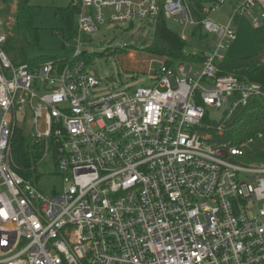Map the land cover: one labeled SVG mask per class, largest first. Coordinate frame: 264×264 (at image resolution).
I'll use <instances>...</instances> for the list:
<instances>
[{
    "label": "built area",
    "instance_id": "obj_1",
    "mask_svg": "<svg viewBox=\"0 0 264 264\" xmlns=\"http://www.w3.org/2000/svg\"><path fill=\"white\" fill-rule=\"evenodd\" d=\"M227 2L76 0L74 55L35 66L16 65L0 31V264H264V161L242 163L241 148L207 133L264 98L221 67L235 21L261 29L264 11L238 0L226 23L211 19ZM160 18L212 35L209 52H190L203 61L146 66L130 55L154 85L99 96L81 43L106 22L155 29ZM207 108H225V124L209 123ZM17 131L53 155L61 192L17 173Z\"/></svg>",
    "mask_w": 264,
    "mask_h": 264
},
{
    "label": "rangeland",
    "instance_id": "obj_2",
    "mask_svg": "<svg viewBox=\"0 0 264 264\" xmlns=\"http://www.w3.org/2000/svg\"><path fill=\"white\" fill-rule=\"evenodd\" d=\"M75 1L32 0L35 14L32 27L39 34L35 37L29 27L21 28L16 23V11L19 0H0V20L2 22L0 31L6 34L9 39L24 46L29 58L45 55H57L63 58L72 57L77 46L70 38L68 39L69 33L67 28L60 21V18L55 16V12L57 9L69 8ZM233 1L230 0L218 12L212 13L210 15L211 19L219 23H226L232 11ZM202 2L204 6L209 8L213 0H202ZM191 4L195 6L193 2ZM259 10H262V8L260 7ZM167 26L169 29L179 33V35L186 36L187 51H210L213 41L212 35H207L204 31H200L196 36H192L190 29L181 27L173 21L167 22ZM132 27L131 25L120 26L106 22L100 26V30L97 33L91 38L85 39L80 45V53L86 52L93 54L88 65L102 82L101 87L103 91L100 92L101 95L99 96L107 95L110 89L116 87H120L121 89H136L154 85L147 70L143 71L142 69L144 62L140 61L142 65H136L135 60H130L128 56V53H134L137 60L146 61V66H148L149 61L155 56H151L143 50H140V46L135 47L134 42L138 41L140 44L147 41L148 45L152 43L154 28L140 21L134 24L135 30H132ZM235 27L237 39L225 52L226 62L236 64L243 59L258 57L264 50V26L261 29H255L249 20L241 18L235 24ZM130 40L132 42L126 45ZM36 43L38 45H34ZM63 47L65 48L63 49ZM117 49L118 52L115 54L113 51ZM10 59L13 61L11 57ZM154 66L156 69L158 64ZM207 111L210 119L208 121L209 123L216 122L221 124L227 119L225 108L221 110L207 108ZM26 131H31V129L26 127ZM207 133L211 134L210 131ZM28 141L32 144L29 138ZM32 167L31 179L40 191L46 195H52L62 191L64 187L62 177L56 170L55 160L51 153L44 156L41 160H38Z\"/></svg>",
    "mask_w": 264,
    "mask_h": 264
},
{
    "label": "trees",
    "instance_id": "obj_3",
    "mask_svg": "<svg viewBox=\"0 0 264 264\" xmlns=\"http://www.w3.org/2000/svg\"><path fill=\"white\" fill-rule=\"evenodd\" d=\"M196 7L202 5V0H190ZM214 1V0H213ZM56 17L66 26L70 40L76 35L77 8L73 4L68 8L56 10ZM34 6L32 0H19L16 11V23L19 27H29L31 32L38 36V32L32 27L34 18ZM152 43L141 48L147 54L162 58L168 65L179 63H201V55H193L186 52L187 43L183 41L179 33L171 30L167 26V21L160 18L155 24ZM34 45H38L37 43ZM3 49L13 59L16 65L29 64L31 66L40 65L50 61L64 62L66 58L57 55H45L29 58L26 48L12 39H8ZM115 54L117 50L113 51ZM93 54L86 52L80 55L87 63ZM263 56L243 59L239 63L231 64L224 62L221 64L224 75H234L241 80L254 82L262 85L264 89V61ZM208 121L207 119L205 122ZM213 142L223 146L225 144L239 147L243 150V156L239 161L242 163H255L264 161V98H253L248 106L239 108L227 121L223 134L217 133V127L210 128ZM13 156L15 170L26 179H31V167L38 160H41L42 153L37 147L32 146L23 131L15 133L13 143Z\"/></svg>",
    "mask_w": 264,
    "mask_h": 264
},
{
    "label": "crops",
    "instance_id": "obj_4",
    "mask_svg": "<svg viewBox=\"0 0 264 264\" xmlns=\"http://www.w3.org/2000/svg\"><path fill=\"white\" fill-rule=\"evenodd\" d=\"M237 1L238 0H234L233 1V3H232V9H233V7H235V5H236V3H237ZM259 2H258V9L261 7L262 8V10H260V11H264V0H258ZM191 2V1H190ZM202 5H204L203 3H202ZM196 7V6H195ZM232 12V11H231ZM231 14V13H230ZM243 18V17H242ZM241 18H238L236 21H235V23H234V28H235V30H236V27H235V24H237L238 22H239V20H240ZM245 19H247V18H245ZM247 20H249V19H247ZM249 22L251 23V21L249 20ZM251 25H252V23H251ZM264 26V25H263ZM254 28V27H253ZM191 31H192V36H196L201 30H194V29H190ZM203 31V30H202ZM236 33H237V31H236ZM186 42V41H185ZM212 43H213V41H212ZM212 46V45H211ZM211 48V47H210ZM186 52H188L187 51V49H186ZM188 53H190V52H188ZM130 55H133L134 57H136V55L134 54V53H128V56H130ZM260 56H263L264 57V50L261 52V54H260ZM161 60H163V61H165L164 59H162V58H158V57H154L153 58V61H161ZM227 60H225V62H226ZM180 64V63H179ZM185 64V63H184ZM177 65V64H176ZM144 71V70H143Z\"/></svg>",
    "mask_w": 264,
    "mask_h": 264
},
{
    "label": "water",
    "instance_id": "obj_5",
    "mask_svg": "<svg viewBox=\"0 0 264 264\" xmlns=\"http://www.w3.org/2000/svg\"><path fill=\"white\" fill-rule=\"evenodd\" d=\"M131 42H132L131 40L128 41L126 45H129ZM146 45H147V41H144V42H142V43H140V44L138 43V41H135V42H134V46H135V47H139V46H140L141 48H144V47H146ZM64 48H65V47H63V49H64Z\"/></svg>",
    "mask_w": 264,
    "mask_h": 264
},
{
    "label": "bare ground",
    "instance_id": "obj_6",
    "mask_svg": "<svg viewBox=\"0 0 264 264\" xmlns=\"http://www.w3.org/2000/svg\"><path fill=\"white\" fill-rule=\"evenodd\" d=\"M2 10V9H1Z\"/></svg>",
    "mask_w": 264,
    "mask_h": 264
}]
</instances>
